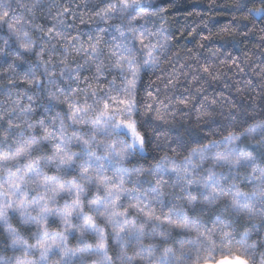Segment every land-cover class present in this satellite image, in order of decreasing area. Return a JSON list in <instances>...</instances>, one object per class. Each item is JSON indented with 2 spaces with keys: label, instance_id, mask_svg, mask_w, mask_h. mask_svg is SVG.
Returning <instances> with one entry per match:
<instances>
[{
  "label": "snow or ice",
  "instance_id": "snow-or-ice-1",
  "mask_svg": "<svg viewBox=\"0 0 264 264\" xmlns=\"http://www.w3.org/2000/svg\"><path fill=\"white\" fill-rule=\"evenodd\" d=\"M84 8L87 39L58 0H0V264H264V68L209 96L213 65L148 27L167 9Z\"/></svg>",
  "mask_w": 264,
  "mask_h": 264
},
{
  "label": "trees",
  "instance_id": "trees-1",
  "mask_svg": "<svg viewBox=\"0 0 264 264\" xmlns=\"http://www.w3.org/2000/svg\"><path fill=\"white\" fill-rule=\"evenodd\" d=\"M11 2L13 7H16L18 0ZM58 2L59 10L70 6L74 13L65 14V23L70 25L66 31L72 36L80 35L87 39V35L97 27L99 21L91 9L84 8L86 0ZM245 3L247 8L243 7ZM144 4L159 5L167 9L157 16L150 17L148 27L159 28L161 23L164 24L172 37L170 56L177 68L184 63L195 67L196 60L201 63L207 60L217 70L214 74L220 75L219 81H211L210 77L205 76L208 81L205 88L209 96L223 91L229 99L234 98L236 102L246 100V97L242 98L236 93V88L243 87L248 80L255 82L257 92L261 91L259 86L262 81L259 73L260 69L264 68V20L249 15L248 8L254 7L250 0H144ZM77 5L80 7L77 8ZM57 10L53 8V16ZM21 13L23 9H18L17 14ZM6 35L7 29L4 28L0 31V37ZM233 60L244 69L243 72L232 66ZM221 61H226L227 66ZM3 72L4 68H0V74ZM147 81L148 77H145V82ZM3 84H6V80H0V85ZM225 84L228 87H225ZM252 94L255 95V92ZM4 99V96H0V101ZM2 247L0 245V249ZM10 254L0 251V258Z\"/></svg>",
  "mask_w": 264,
  "mask_h": 264
}]
</instances>
